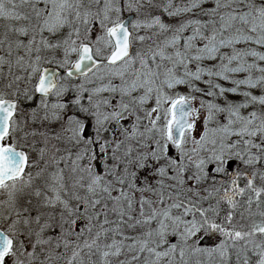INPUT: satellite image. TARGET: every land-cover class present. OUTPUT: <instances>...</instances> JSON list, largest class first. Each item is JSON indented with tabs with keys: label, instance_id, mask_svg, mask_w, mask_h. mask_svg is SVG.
Returning <instances> with one entry per match:
<instances>
[{
	"label": "snow or ice",
	"instance_id": "snow-or-ice-1",
	"mask_svg": "<svg viewBox=\"0 0 264 264\" xmlns=\"http://www.w3.org/2000/svg\"><path fill=\"white\" fill-rule=\"evenodd\" d=\"M0 264H264V0H0Z\"/></svg>",
	"mask_w": 264,
	"mask_h": 264
}]
</instances>
